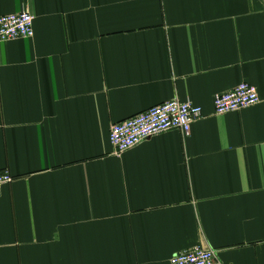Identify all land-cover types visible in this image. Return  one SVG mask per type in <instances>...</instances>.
Returning a JSON list of instances; mask_svg holds the SVG:
<instances>
[{
	"label": "crops",
	"instance_id": "1",
	"mask_svg": "<svg viewBox=\"0 0 264 264\" xmlns=\"http://www.w3.org/2000/svg\"><path fill=\"white\" fill-rule=\"evenodd\" d=\"M0 264H264V0H0ZM247 82L261 102L218 116ZM178 99L203 118L116 154L114 124Z\"/></svg>",
	"mask_w": 264,
	"mask_h": 264
},
{
	"label": "built area",
	"instance_id": "2",
	"mask_svg": "<svg viewBox=\"0 0 264 264\" xmlns=\"http://www.w3.org/2000/svg\"><path fill=\"white\" fill-rule=\"evenodd\" d=\"M34 21V15L26 11L0 17V42L33 38ZM260 102L257 87L243 82L232 91L215 98L214 112L218 116H224L252 108ZM202 118L203 110L200 106L174 99L114 124L110 130L109 142L116 154H123L170 131H179L188 137L192 125ZM13 181L14 176L9 171L0 172V192ZM170 264H216V252L197 246L176 254Z\"/></svg>",
	"mask_w": 264,
	"mask_h": 264
}]
</instances>
